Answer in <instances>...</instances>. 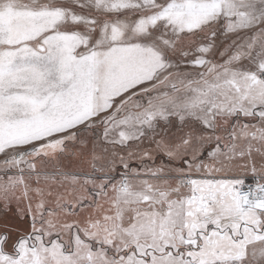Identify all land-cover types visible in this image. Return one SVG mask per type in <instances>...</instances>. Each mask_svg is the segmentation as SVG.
<instances>
[{
	"label": "snow or ice",
	"instance_id": "obj_1",
	"mask_svg": "<svg viewBox=\"0 0 264 264\" xmlns=\"http://www.w3.org/2000/svg\"><path fill=\"white\" fill-rule=\"evenodd\" d=\"M0 264H264V0H0Z\"/></svg>",
	"mask_w": 264,
	"mask_h": 264
}]
</instances>
